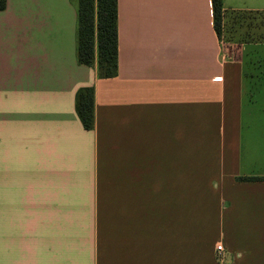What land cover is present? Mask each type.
<instances>
[{
	"label": "crops",
	"instance_id": "crops-1",
	"mask_svg": "<svg viewBox=\"0 0 264 264\" xmlns=\"http://www.w3.org/2000/svg\"><path fill=\"white\" fill-rule=\"evenodd\" d=\"M222 6V25L262 23L237 50L212 0H118L100 78L77 60L78 0H6L0 264H264V0Z\"/></svg>",
	"mask_w": 264,
	"mask_h": 264
},
{
	"label": "trees",
	"instance_id": "trees-1",
	"mask_svg": "<svg viewBox=\"0 0 264 264\" xmlns=\"http://www.w3.org/2000/svg\"><path fill=\"white\" fill-rule=\"evenodd\" d=\"M222 7V0H212L214 27L219 38L222 35ZM5 8L6 0H0V11ZM77 13L78 63L97 65L100 78L115 77L118 74V0H78ZM75 107L84 128L93 130V87H83L77 91Z\"/></svg>",
	"mask_w": 264,
	"mask_h": 264
},
{
	"label": "rangeland",
	"instance_id": "rangeland-1",
	"mask_svg": "<svg viewBox=\"0 0 264 264\" xmlns=\"http://www.w3.org/2000/svg\"><path fill=\"white\" fill-rule=\"evenodd\" d=\"M258 23H250L249 18L246 15L240 16H232L230 20L225 25L223 23L222 25V35L221 40L224 43V49H228L232 51V49H238L240 47V44L242 41L247 40V30H249L250 27H254L255 25H262L260 19L258 18ZM247 32V33H246ZM226 52V53H227ZM217 259L224 264L222 260V256H218Z\"/></svg>",
	"mask_w": 264,
	"mask_h": 264
},
{
	"label": "built area",
	"instance_id": "built-area-1",
	"mask_svg": "<svg viewBox=\"0 0 264 264\" xmlns=\"http://www.w3.org/2000/svg\"><path fill=\"white\" fill-rule=\"evenodd\" d=\"M223 250V245L222 244H219L218 246H217V251L218 252H221Z\"/></svg>",
	"mask_w": 264,
	"mask_h": 264
}]
</instances>
